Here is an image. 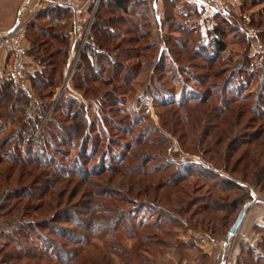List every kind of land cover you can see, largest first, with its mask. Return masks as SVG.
I'll return each instance as SVG.
<instances>
[{
	"label": "rangeland",
	"instance_id": "obj_1",
	"mask_svg": "<svg viewBox=\"0 0 264 264\" xmlns=\"http://www.w3.org/2000/svg\"><path fill=\"white\" fill-rule=\"evenodd\" d=\"M202 1L197 7L194 0H132L127 15L105 14L119 24L109 29L113 36L103 49L92 32L80 46L64 22L61 29L33 18L46 39L28 32L45 43L39 52H30L31 43L24 41L25 83L16 87L25 97L17 102L23 110L14 114L37 122L24 137L17 126H2L0 143L7 159L23 162L36 145L43 156L29 165L0 163V264H59L41 253L65 261L56 253L71 247L53 231H76L90 201L110 211L108 218L104 211L97 215L99 225L115 215L129 217L133 228L143 225L137 234L144 239L137 245L135 238L116 235L126 260L105 254L102 241H94L98 252L79 256L76 264H264V187L252 184L250 160L232 170L248 149L264 166V0ZM50 2L46 9L53 8ZM94 2L95 12L108 5ZM88 45L93 55L83 59ZM53 51L64 52L54 58ZM7 65L3 80L9 79ZM204 132L205 141L219 138L224 151L236 141L227 169L200 160L204 147L197 143ZM205 167L211 174L194 176L193 170ZM210 185L228 191L211 193ZM245 192L248 200L233 205ZM207 200L221 207L213 222L189 219ZM249 200L255 202L228 240ZM63 217L76 224L58 220Z\"/></svg>",
	"mask_w": 264,
	"mask_h": 264
},
{
	"label": "trees",
	"instance_id": "obj_2",
	"mask_svg": "<svg viewBox=\"0 0 264 264\" xmlns=\"http://www.w3.org/2000/svg\"><path fill=\"white\" fill-rule=\"evenodd\" d=\"M132 0H107V6L106 4L102 5V7L100 9L97 10V12H95L94 16H93V21L90 27V32H92V40L96 41V46H100V48L103 49V47L107 46L111 37L113 35L110 34V32L112 30H116L114 25L119 24L116 23V19H114L115 17H111L109 19H106L105 14H110V16H113L114 12H119L122 15H127L128 14V7L131 4ZM95 5V3H94ZM94 5L91 6V10L88 9V11H92ZM106 8H105V7ZM110 6V7H109ZM105 8V9H103ZM109 8V9H108ZM107 9V10H106ZM106 11V12H102V11ZM37 19H46L47 22L50 23L51 26L54 27H60L61 29H63V22L65 25H67L68 28V34L70 36V33H73V21H72V15L71 12L69 10H64V9H60V8H51L48 9L46 11H43L41 13H39V15H36ZM33 20V18L31 19V21ZM36 19H34L32 22L29 21V23L26 24L25 26V37L26 40L29 41L31 43V48H30V52H32L33 50L36 49V52L41 51V49L43 48L45 43H41L39 44L38 40H35L33 38V36H36L37 39H46L45 36V32L42 30V28L37 25V21H35ZM111 31H110V30ZM32 31L33 32V36L28 35V32ZM63 31L62 34L59 36V40L61 43L65 42L64 39V35H63ZM72 36V34H71ZM217 48L219 50H223L224 45L220 42H217ZM44 52L47 53V47L44 49ZM64 51H53V53L51 54V56H53L54 58H56L58 55L62 54ZM87 54L93 55L92 52L89 50V45L86 47V49L83 51V56L82 58L84 59ZM26 55V52H25ZM42 63L45 62L44 57L41 59ZM81 68L82 65H79ZM91 72V71H90ZM36 76V75H35ZM33 75V80L34 77ZM22 91H24V89L22 90V88H18L16 86H14L12 84V82L7 79V80H3L2 78H0V128L2 126H7V125H13L14 127L17 126L16 128L17 131L16 133L18 134V136L20 137H24L27 136L29 134H31L32 132V128L34 127V125L36 124L37 121H30V119L26 120L25 122L22 121L21 115H17L16 113L14 114L15 111H19V110H23L22 107H20L19 105H17V102L19 100H22L25 97V93H22ZM14 103H16V105H13ZM20 112V111H19ZM82 115V114H81ZM2 119L4 120V122L2 121ZM85 120H82V123L80 125V129L85 128ZM24 133V134H22ZM208 135V132H204L203 138H201V140L199 139V142L197 143V147L199 146H203L204 147V151H199L201 153H197L199 155L200 160H202L205 164H207V166L213 169L214 166H218V164L222 167V169H227L228 161L230 160V155L233 152H236V150L238 149V147L236 146V141H232V143L230 145H227L225 151L222 150L220 148V146H223L221 143V140L219 138H214L213 140H208L205 141V136ZM28 138V137H27ZM259 138V136H254V138H252L251 141H255ZM29 140V139H27ZM37 144V143H36ZM4 143H0V163L2 162H8L10 163V165L12 166L14 164V162L19 163L20 165H29V164H33L35 162H37L38 158L40 156H43V150L41 148L40 145H36V149H34L33 153H29L26 154V159L23 162H18L16 160V157H10V159H7L6 155H7V151H3V147H4ZM12 150H14V155L16 152V145L13 146ZM252 150L248 149V151H245L242 155V157H240V159H238L237 161H235L233 163V168L232 170H236L237 165L242 162L243 160L247 159V161H251L253 162L255 168H253L252 173L250 174L251 177V181L252 184L255 186H263L264 187V166L263 167H258V165L255 162V158L254 156H251L250 152ZM32 152V151H31ZM205 152L207 153H211L209 159L204 160L203 156L205 154ZM224 153V154H223ZM260 155V153H257L256 151L254 152V154ZM42 154V155H41ZM202 154V155H201ZM13 155V156H14ZM9 160V161H7ZM244 168H246V165L244 166ZM248 168V167H247ZM257 168V169H256ZM207 169L209 168H203V169H196L195 171L193 170V172L195 173L194 176L198 177L200 175H202L203 173H208L211 174L210 171H208ZM188 170H189V166H188ZM211 170V169H209ZM192 171V170H191ZM243 176L244 179V175H241V178ZM210 190L208 188L209 191H211V193L213 192H226L228 191V189H224V188H219V187H213L212 185H210ZM17 194V192L15 193V195ZM90 195V193H89ZM248 194L245 192V197L239 198L237 200L234 201L233 205L235 204H241V201L243 199L246 198L247 199ZM89 199V198H88ZM250 199V198H249ZM88 201V200H87ZM208 201V200H207ZM89 202V201H88ZM250 202L247 201V203ZM215 204V203H214ZM211 203V201L208 202H204L203 207H201L199 210H196L191 212L189 219H193L196 218L197 216H202L201 218V223L207 222L209 224H211V222H213L212 220L215 219L214 214L219 211L221 207H219L218 205H214ZM87 213L86 215H84V221H82L81 223H84L82 225H75L76 221L72 218L69 217H63L62 219H58L60 221H62L64 224H70V225H75V227L79 230L78 233L77 229L76 231H66L68 232L67 234H60V233H56L55 231H53L55 234V236H58V238L60 240L63 241V245L65 246H69L71 247L70 251H60L56 253V256L58 258L60 257H64L66 258L65 261L63 260H56L53 259L50 255H46V254H42L41 258H43L45 261H50L52 260L53 262H58L59 264H76V260L78 259L79 256L84 255L85 257L88 258V256L90 255L89 253L94 251V252H98L97 250V245L95 242L98 241H102V243H100V245L102 244V246H104V249L101 251H104V253L106 254L108 251H110L112 254H116L119 257H121L122 259H127L126 257V252L125 249L121 246H119V242L115 241V237L117 236H121L122 238H135L136 244L137 245H141L142 241H143V237L138 236L137 231H140L141 228L143 227L142 224L138 223L136 225V228H133L131 226V222L129 217H125L123 219H121L119 216H112L113 219L110 220H105L107 221V223L105 225H99V219L97 217V215L100 216V213L103 212V214L101 215L102 217L108 218L109 217V209H105V208H101L100 205H96L95 202L90 201L87 205ZM244 206V205H243ZM242 206V207H243ZM189 208V207H188ZM242 209V208H241ZM240 209V210H241ZM189 212V209H188ZM240 212V211H239ZM200 213L202 215H200ZM56 217V216H55ZM54 217V218H55ZM209 217V219H208ZM126 218L125 222L122 224V222L124 221V219ZM56 219V218H55ZM57 220V219H56ZM47 227L48 226V230L51 233V228L49 225L45 224ZM99 225V226H98ZM92 226L94 227H99L101 229V233H90L89 229L92 228ZM231 228V227H230ZM53 235V233H51ZM114 241H113V240ZM112 240V243H109V241ZM95 241V242H94ZM115 243V244H113ZM98 244V243H97ZM115 245H117V248H114ZM136 245V246H137ZM51 248H54L55 250L58 251L57 247L52 244ZM99 249V248H98ZM100 250V249H99ZM134 252L137 251V248L133 250ZM252 251L248 250L246 252V256L248 257L249 255H251ZM56 257V258H57ZM107 257L103 255L102 260H105ZM32 260H34V258H32ZM259 261H261L260 259H249V262L247 261H238V264H258ZM109 264V262H108Z\"/></svg>",
	"mask_w": 264,
	"mask_h": 264
},
{
	"label": "built area",
	"instance_id": "obj_3",
	"mask_svg": "<svg viewBox=\"0 0 264 264\" xmlns=\"http://www.w3.org/2000/svg\"><path fill=\"white\" fill-rule=\"evenodd\" d=\"M194 1L197 7H202L204 3L202 0ZM50 3V7L71 12L74 37L82 46L88 38L97 3H95L92 11H88V7L83 0H51ZM210 3H214V0H210ZM209 7L214 10L212 4ZM29 21L30 19L21 21L14 29L0 35V50L5 51L7 55V76L14 86H21L25 83L24 64L26 58L24 55L27 47L24 41L26 40L25 26Z\"/></svg>",
	"mask_w": 264,
	"mask_h": 264
},
{
	"label": "crops",
	"instance_id": "obj_4",
	"mask_svg": "<svg viewBox=\"0 0 264 264\" xmlns=\"http://www.w3.org/2000/svg\"><path fill=\"white\" fill-rule=\"evenodd\" d=\"M46 1L47 0H0V35L14 29L21 21H25V19L31 20L36 15H39V13L48 10L45 7ZM83 1L88 9H90L92 6L90 3L91 0ZM6 61L7 55L5 51L0 50V74L5 70Z\"/></svg>",
	"mask_w": 264,
	"mask_h": 264
},
{
	"label": "water",
	"instance_id": "obj_5",
	"mask_svg": "<svg viewBox=\"0 0 264 264\" xmlns=\"http://www.w3.org/2000/svg\"><path fill=\"white\" fill-rule=\"evenodd\" d=\"M254 200L246 203L242 209L240 210V212L238 213L234 223L232 224L230 230L228 231V234H227V239H231L233 236H235L236 232L238 231V229L240 228L243 220H244V217H245V214H246V211L248 209L249 206H251L252 204H254Z\"/></svg>",
	"mask_w": 264,
	"mask_h": 264
}]
</instances>
